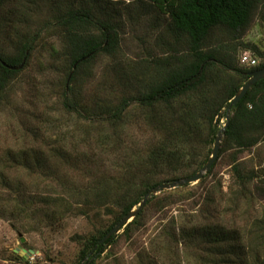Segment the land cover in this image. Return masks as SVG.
<instances>
[{"label":"trees","instance_id":"16d2710c","mask_svg":"<svg viewBox=\"0 0 264 264\" xmlns=\"http://www.w3.org/2000/svg\"><path fill=\"white\" fill-rule=\"evenodd\" d=\"M260 5L261 0H0V106L40 41L52 43L47 70L65 77L57 86L62 110L58 118L43 113L44 123L27 126L22 134L32 142L13 156L9 153L11 160H3L0 188L17 196L13 205L18 216H41L53 226L68 217L100 219V211L109 215L111 207L117 209L111 225L82 246L79 262L95 264L116 242V235L103 243L100 240L151 189L190 177L206 164L231 100L250 73L264 69V55L243 41ZM34 25L39 28L33 30ZM128 35L137 49L124 52ZM5 42L11 55L4 52ZM244 50L255 52L263 61L242 65L238 57ZM104 58L101 80L83 99V90L95 80L99 60ZM23 59L22 69L7 68L18 67ZM74 116L100 130L94 140L85 138L68 153L66 142L77 136L62 132L60 123ZM140 124L143 138L138 140L144 141L145 150L134 153L125 140L138 126L140 131ZM260 147H264V80L252 85L231 108L220 143L216 160L228 155L235 179L228 203L221 207L218 185L203 190L200 219L173 222L167 232L172 236L165 238L168 245L196 250L198 255L188 258L195 264H264V212L248 222L243 212L254 198L252 183H264V169L259 175L239 162L243 152ZM104 156L119 158L115 175L101 172L99 162ZM216 160L198 187L203 188ZM260 162L264 163V157ZM12 169L21 170L28 182L36 180L41 188L26 195L11 189L14 183L25 184L22 176L10 180L5 171ZM71 172L80 181L87 177V182L75 187ZM47 182H56L58 189L44 186ZM157 197L144 207L157 202ZM143 212L123 228V234ZM238 212L243 225L237 224Z\"/></svg>","mask_w":264,"mask_h":264},{"label":"rangeland","instance_id":"374dc122","mask_svg":"<svg viewBox=\"0 0 264 264\" xmlns=\"http://www.w3.org/2000/svg\"><path fill=\"white\" fill-rule=\"evenodd\" d=\"M263 7L264 0H261V5L255 12L254 19L243 41L255 45L264 55ZM38 28V25L32 26L33 30ZM128 37H132V35L124 38L125 41L122 45L124 52L137 49L135 41L128 39ZM53 42L54 44L57 43L55 45L57 52L59 50L61 52L57 40ZM51 44L47 41H40L35 45L34 53L31 54L27 66L15 77L6 99L0 106V169H2L3 160L5 161L7 158V161L11 160L9 159L10 154L15 155L16 151L32 142L30 139L22 138L25 128H28L27 126L34 125L35 127L40 126L42 122L44 123L43 113L45 112L57 119V113L62 111L61 108L59 109L57 86L62 84L65 77L62 73L57 74L55 70L53 73L47 70L50 65L48 51ZM4 52L6 55L13 53L6 42L4 43ZM242 54L255 58L257 63L263 61L255 52L249 50L241 51L238 59ZM106 60L107 58L99 60L100 67L96 70L95 80H90L83 90V99H86V94L91 92L97 81L101 80L100 69L105 66ZM76 119L74 116L70 118V121L60 123L63 126L62 132L77 136L71 140L68 139L66 142L68 153H71L73 148H78L75 146L81 144L83 139L94 140L97 137L96 134H99L98 130H100V127L95 124L90 125L83 119L77 121ZM135 123L139 124L138 122ZM223 123L224 120H221L222 126ZM138 127L125 140L126 146L128 148L133 147L132 152L134 153L145 150L144 141L138 140V138L141 140L143 138L140 133L144 125L140 124V131H138ZM127 128L130 127L127 125ZM146 142H150L149 135H146ZM263 157L264 147H260L243 152L239 155V162L246 164L248 171L257 172L260 175L261 170L264 169V163L261 164L260 162ZM228 161V155L216 160L217 164L214 171L202 185L203 188L198 187L197 183H193L185 189L176 191L172 189L159 193L157 202L143 207L144 212L138 223L125 234H123L122 228L115 236L116 242L110 244L104 253L95 259V264H195L188 258L193 254L198 255V252L194 249L185 250L182 246L176 248L173 245H168L167 242L169 241H165L169 236H172V232L168 235L167 232L170 231L169 227L173 225V222L180 224L185 220L200 219L198 209L200 207L199 202L203 199V190H208L217 185L218 189L221 187V207H225L230 197L229 189L233 187L235 181ZM99 163L103 167L102 173L107 171L109 174L115 175L114 170L118 166L119 158L107 157L106 159L104 156ZM4 167L11 169L8 166ZM5 173L11 177L12 182L18 176L23 177L24 185L14 183L11 186V189L21 190L22 195L33 194L41 188L36 185V180L34 183L28 182L30 181L29 177L21 170L12 169L5 171ZM71 177L75 181V187H81L87 182V177L84 181H80L79 175L75 172H71ZM258 182L257 180L252 183L255 199L252 198V201L247 203V208H243L244 218H249L247 222L264 212V183ZM44 186L58 189L56 182H47ZM218 194H220L219 191ZM15 197L17 196L13 192L9 193L7 189L0 188V264H80L79 255L82 246L89 238L99 237L111 225L117 212V209L111 207L112 211L109 215L105 211H100V219H94L92 215L89 217H68L64 220L61 219L53 226H48L45 218L41 216L19 217L17 209L15 210L13 205ZM196 203L198 204L197 207L195 206ZM241 215L240 212L236 215L238 216L236 221L239 225H243L244 221ZM230 218L233 219V217ZM30 250L34 253L28 256ZM261 254V258L264 260V252Z\"/></svg>","mask_w":264,"mask_h":264},{"label":"water","instance_id":"95a60500","mask_svg":"<svg viewBox=\"0 0 264 264\" xmlns=\"http://www.w3.org/2000/svg\"><path fill=\"white\" fill-rule=\"evenodd\" d=\"M84 58L80 59L78 62H76L73 66V69L76 67L77 63H79L80 61H83ZM25 63V59H23V62L16 68H12V67H7L4 63H2L4 66H6L8 69L11 70H20L23 68ZM71 75V74H70ZM249 79L247 80V82L242 86V88H240V90L235 94V96L233 97V99L231 100L229 106L227 107L226 111H225V124L223 125V127L220 129V131L217 133L214 143H213V147L211 150V155L209 157V159L207 160L206 164L198 171L196 172L194 175L190 176V177H186V178H182L180 180H176L170 183H163V184H159L158 186L154 187L153 189H151L146 197L138 204V207L133 209L131 212H129L124 218H122V220H120V222H118V224L116 226H114L101 240L99 243H103L105 242L107 239H109L110 237L116 235L121 228H124L129 222H131L136 215L138 214V212L144 207L145 203L152 197L158 195L159 193L163 192V191H168V190H172L175 189L177 187L180 186H184V185H190L193 183H197L211 168L212 164L214 163V161L216 160L217 156H218V152H219V148H220V143L224 134V131L226 129V127L228 126L229 123V116L231 114V108L233 106H235L243 97L244 95L247 93V91L249 90V88L254 85L256 82L260 81V80H264V69H259V70H255L252 73H250L249 75ZM70 77V76H69ZM68 81V80H67ZM34 252L32 250L29 251L28 256L33 254ZM85 261L81 262L80 264H84Z\"/></svg>","mask_w":264,"mask_h":264},{"label":"built area","instance_id":"2783aa9c","mask_svg":"<svg viewBox=\"0 0 264 264\" xmlns=\"http://www.w3.org/2000/svg\"><path fill=\"white\" fill-rule=\"evenodd\" d=\"M240 63L246 66H255L257 64L256 59L247 54L240 56Z\"/></svg>","mask_w":264,"mask_h":264}]
</instances>
